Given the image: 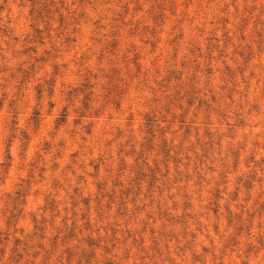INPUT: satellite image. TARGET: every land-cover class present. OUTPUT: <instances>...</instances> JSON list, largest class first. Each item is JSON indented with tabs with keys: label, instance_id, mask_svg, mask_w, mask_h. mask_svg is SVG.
<instances>
[{
	"label": "rangeland",
	"instance_id": "rangeland-1",
	"mask_svg": "<svg viewBox=\"0 0 264 264\" xmlns=\"http://www.w3.org/2000/svg\"><path fill=\"white\" fill-rule=\"evenodd\" d=\"M243 4L0 0V154L22 149L39 167L19 180L0 164V216L18 238L64 225L32 264L254 254L243 245L264 228V19L240 16ZM188 140L205 167L168 185L161 162Z\"/></svg>",
	"mask_w": 264,
	"mask_h": 264
},
{
	"label": "clouds",
	"instance_id": "clouds-1",
	"mask_svg": "<svg viewBox=\"0 0 264 264\" xmlns=\"http://www.w3.org/2000/svg\"><path fill=\"white\" fill-rule=\"evenodd\" d=\"M239 15L242 17L248 16L249 18L256 20L264 19V0H260L259 4L256 3V0H244L243 10L239 13ZM164 115L166 116L165 122L167 123L171 117L167 114ZM214 131H216L217 135H220L226 130L223 128H214ZM124 139H127V136H125ZM133 143L136 142L133 141ZM158 143L159 137H157V144ZM120 147L127 150V147L129 146H126L121 142ZM190 147H192V151L189 150ZM152 155L157 161H160L159 156H155V153ZM185 156L190 157V159H185ZM213 160L215 161L213 164L215 167L216 163L220 162L221 156L214 154ZM168 163H172V168L169 170L167 175L163 176V182L167 183L168 185H172L171 177H177L179 180H184L186 176H190L194 183L196 173L193 171V169L196 168L197 165H201L202 168L205 167L199 156V148L195 147L193 145V141L191 140L187 141V144L183 146L182 151L174 150L171 157L167 158L166 161H162L161 169H163ZM0 164L5 165V167L10 164L13 168H15L16 176L19 180H23L25 178L23 175H21L22 173H32L33 169H35L36 172L39 171V167L36 166V162L26 158L22 149H18V154L14 153L13 159L8 161L7 164H5L4 156L0 154ZM199 170L200 169H197V171ZM33 179H35L34 174ZM16 182L17 181L14 180L13 184L15 185ZM61 184H63L66 191L70 190L72 181L67 176L66 172L63 174ZM175 186L179 190V186ZM5 196H7V193H5ZM235 212L236 209L233 208V213ZM6 219V216H0V233L3 234V236H0V264H32V254L39 253L41 247L47 248L46 242L54 233V230L64 227L63 224H53L52 227L48 229V234L43 237L41 234L29 231L18 238L15 227H9L4 223ZM61 219H63V217H61ZM75 219L79 218L76 217ZM196 223L199 226V221H196ZM212 224L213 220L211 218L207 219V222L203 225L204 230L209 231ZM258 236H264V228L254 229L251 236L246 238L243 247L255 245V248L253 255L241 256V260H244L245 264H264V244H257ZM209 251L213 252V257H215L213 249L210 248ZM117 258L119 259V257ZM161 259H163V257H161ZM217 264H219V262H217Z\"/></svg>",
	"mask_w": 264,
	"mask_h": 264
}]
</instances>
